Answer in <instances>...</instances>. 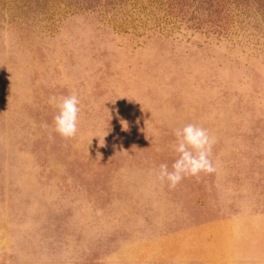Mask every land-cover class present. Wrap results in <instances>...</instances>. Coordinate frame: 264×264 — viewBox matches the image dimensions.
Returning <instances> with one entry per match:
<instances>
[{"label":"rangeland","instance_id":"374dc122","mask_svg":"<svg viewBox=\"0 0 264 264\" xmlns=\"http://www.w3.org/2000/svg\"><path fill=\"white\" fill-rule=\"evenodd\" d=\"M0 264H264V0H0Z\"/></svg>","mask_w":264,"mask_h":264},{"label":"clouds","instance_id":"9594fccd","mask_svg":"<svg viewBox=\"0 0 264 264\" xmlns=\"http://www.w3.org/2000/svg\"><path fill=\"white\" fill-rule=\"evenodd\" d=\"M48 102L58 109L54 116V131L64 139L76 137L81 111L78 96H50ZM127 127L124 126V129L127 130ZM174 134L177 141L174 150L178 158L171 170L167 164L159 166L158 179L161 182H167L169 188H175L185 177H198L201 173L216 171L210 158L215 138L204 127L189 123L176 129Z\"/></svg>","mask_w":264,"mask_h":264}]
</instances>
